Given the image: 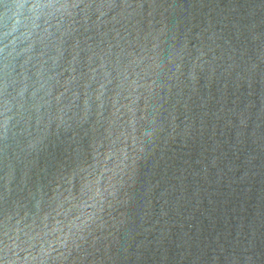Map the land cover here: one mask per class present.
I'll return each instance as SVG.
<instances>
[{
	"label": "water",
	"instance_id": "water-1",
	"mask_svg": "<svg viewBox=\"0 0 264 264\" xmlns=\"http://www.w3.org/2000/svg\"><path fill=\"white\" fill-rule=\"evenodd\" d=\"M0 264H264V0H0Z\"/></svg>",
	"mask_w": 264,
	"mask_h": 264
}]
</instances>
